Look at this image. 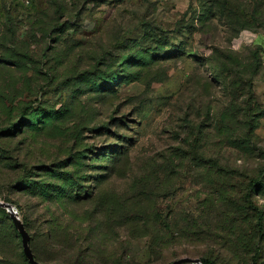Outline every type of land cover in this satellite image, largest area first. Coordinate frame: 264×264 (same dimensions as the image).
I'll return each instance as SVG.
<instances>
[{
	"label": "rangeland",
	"instance_id": "1",
	"mask_svg": "<svg viewBox=\"0 0 264 264\" xmlns=\"http://www.w3.org/2000/svg\"><path fill=\"white\" fill-rule=\"evenodd\" d=\"M31 1L0 0V199L18 212L37 258L78 264L75 252L90 241L100 264L183 256L246 264L239 249L201 239L152 256L149 236L130 228L141 190L149 194L142 206L196 216L213 191L241 196L250 177L264 180V64L253 98L240 100L261 114L253 130L238 132L249 133L247 149L216 126L229 99L208 65L214 48L241 60L254 45L245 35L256 32L227 24L248 18L253 2ZM53 112L60 116L47 127ZM251 200L264 209L261 193ZM0 264H29L5 209Z\"/></svg>",
	"mask_w": 264,
	"mask_h": 264
},
{
	"label": "trees",
	"instance_id": "2",
	"mask_svg": "<svg viewBox=\"0 0 264 264\" xmlns=\"http://www.w3.org/2000/svg\"><path fill=\"white\" fill-rule=\"evenodd\" d=\"M20 1L24 3L22 0ZM250 1L253 2V7L248 18H244L241 21H229L227 24L232 29H249L264 36V0ZM211 8L207 7L205 10L209 11ZM227 13L232 14L231 10ZM207 15L208 17L212 16V13L209 12ZM206 16H202L201 18H207ZM236 25L238 28L235 27ZM246 49L247 54L243 55L242 59L239 60L232 54L239 56L240 53L223 52L214 48V57L208 62V65L214 68L216 78L223 85L229 99V107L221 114L216 126H220L221 128L224 126L226 132L230 131L227 134V139L231 145L245 149H247L245 138H248V132L256 126L261 114L259 112L256 114L250 113L241 106V101L245 100L248 103V100L253 98L254 80L256 79V75L262 70L264 64L262 59L263 47L261 44L255 42L253 46ZM89 84L95 86L96 82H89ZM59 116L60 113H51L46 118L44 124L48 127L49 122L53 123ZM28 125L31 126L30 124ZM243 128H246L248 132L240 135L238 132ZM6 133L11 132L7 130ZM51 171L57 170L51 169ZM205 171L208 172L209 170L205 169ZM61 173V176L58 177L73 185L71 180L67 178V173ZM213 181H215V188H217L219 184L218 178ZM39 187L41 188V193H45L43 189L44 185L40 184ZM54 187L56 188L55 191L58 189V191L61 190L60 192H62L64 189L62 183ZM240 191L242 192L241 196H237L233 190L232 192H227V189L219 188L217 191H213L215 194L211 195L212 197L210 196L205 199L206 209L200 213L201 215L195 216L190 212L182 210L181 213L168 218L156 208L149 209L145 205L142 206V202L140 203L139 200L140 196L145 197L146 200L149 194L141 190L135 196L133 195L134 198L137 196L135 204L139 206V209L131 212L134 216V223L131 225L130 232L134 236L138 235V232L149 236L150 240L147 245V252L152 256L179 247L182 245V241L201 239L206 242L211 241L222 244L224 249L228 251H230V247L232 251L239 249L242 253L246 254V258L243 259L246 264H264V261H262V257L264 256V209L251 200L254 191H256L257 195L261 193L264 197V180H260V177L257 176L250 177ZM0 211L4 212V209L0 207ZM48 236L51 237V241H58L52 231ZM92 243L94 242L89 241V246L86 249L81 250L80 248L76 252L75 243L70 246L72 251L76 253L78 264H100L94 257L90 258L92 256L91 253L95 250ZM182 250L183 253H187L184 248ZM33 255L37 261L41 262L34 252ZM58 259L59 264H71L64 257ZM200 259L203 264H216L213 259L208 257H201ZM115 264H123L122 257ZM125 264L132 263L127 260Z\"/></svg>",
	"mask_w": 264,
	"mask_h": 264
},
{
	"label": "water",
	"instance_id": "3",
	"mask_svg": "<svg viewBox=\"0 0 264 264\" xmlns=\"http://www.w3.org/2000/svg\"><path fill=\"white\" fill-rule=\"evenodd\" d=\"M0 207L5 209L14 225V228L18 232L21 238L22 251L29 262V264H59L57 262L41 263L37 261L33 255L30 247V235L27 232L23 221L20 219L18 212L14 209V206L6 201L0 199ZM168 264H203L200 258H193L189 256H183L172 260Z\"/></svg>",
	"mask_w": 264,
	"mask_h": 264
},
{
	"label": "crops",
	"instance_id": "4",
	"mask_svg": "<svg viewBox=\"0 0 264 264\" xmlns=\"http://www.w3.org/2000/svg\"><path fill=\"white\" fill-rule=\"evenodd\" d=\"M245 37H246L247 41H251V42L255 41L256 43H259V44L262 45V47H263L262 59H263V62H264V36L259 34V33L250 32L249 34H246Z\"/></svg>",
	"mask_w": 264,
	"mask_h": 264
},
{
	"label": "built area",
	"instance_id": "5",
	"mask_svg": "<svg viewBox=\"0 0 264 264\" xmlns=\"http://www.w3.org/2000/svg\"><path fill=\"white\" fill-rule=\"evenodd\" d=\"M24 2V4H29L30 3V0H22Z\"/></svg>",
	"mask_w": 264,
	"mask_h": 264
}]
</instances>
